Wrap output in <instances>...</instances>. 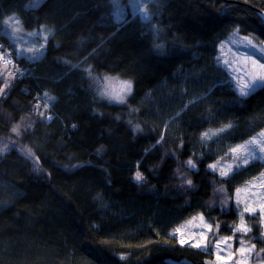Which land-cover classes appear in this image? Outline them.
Wrapping results in <instances>:
<instances>
[{
	"label": "trees",
	"instance_id": "trees-1",
	"mask_svg": "<svg viewBox=\"0 0 264 264\" xmlns=\"http://www.w3.org/2000/svg\"><path fill=\"white\" fill-rule=\"evenodd\" d=\"M29 1L0 0V21L52 30L39 59L18 57L27 77L0 76V264H204L171 233L201 213L233 235L234 190L257 170H208L200 133L230 124L236 143L264 128V87L240 97L215 63L234 28L264 41V0H155L148 21L127 4L115 19L114 0ZM105 75L131 82L127 103L96 94ZM246 222L262 251L259 214Z\"/></svg>",
	"mask_w": 264,
	"mask_h": 264
},
{
	"label": "rangeland",
	"instance_id": "rangeland-1",
	"mask_svg": "<svg viewBox=\"0 0 264 264\" xmlns=\"http://www.w3.org/2000/svg\"><path fill=\"white\" fill-rule=\"evenodd\" d=\"M114 1L112 2L115 7V13H114L115 19L117 20L122 19L123 13L126 11V8L123 7V5H126V4L127 6L129 5V7L131 8L133 12V8L131 7V0H124L123 1L124 4L121 3L122 0H114ZM146 1L147 0H140L142 6L145 3H147ZM40 2L41 0H31L26 4V7H35ZM144 10L146 11V9ZM135 15H138L141 17V15L139 14H135ZM5 21H8V23L5 24L4 23ZM16 28H19V31H15ZM1 30L3 34L7 36L11 40V42H13L16 45L17 52L23 53V55L21 56L30 61L36 60L35 57L37 56L40 57L43 54L45 46H46V42L48 38L52 35V30L47 26H41L39 28H33V29L24 28L21 25L17 16H9L3 19L1 21ZM30 33H35L36 35H30ZM229 37L230 38H228L226 41L230 42V44L238 48L245 47L244 45L239 46V43H237L239 35L236 32L234 34H231ZM249 38L251 37L249 36ZM251 39L253 40V43L256 45V48L255 49L252 47H247V48L251 52H254V54L251 52H250L251 54H249V52L243 48V50L237 51V56H233L232 53L231 55H228V53H226V50L223 51L224 48H226V46H222L221 54H220L221 61L227 60L229 62V64L226 66L228 71H231V69L235 68L236 66L238 67L235 69H239L241 66H243L247 68L248 71H252V66L250 62L246 60V54L250 55L253 59L259 58L260 59L259 61L261 63H264V44L258 43L253 38ZM41 45H43V47H41ZM29 48L33 49V51L28 52L27 49ZM0 76H4L6 79H12L11 69L8 66H0ZM125 81H129V80L120 78L115 75H105V76H102L101 78H94L92 81V85H93L94 91L100 98L108 102H111V103L123 104V103L117 102L116 100L109 99L108 96H102L100 95V93L105 92V91H108V92L118 91L121 84ZM128 96L129 95L125 97L124 103H127L126 101L128 99ZM218 129L220 128L209 129L204 132H209V131L216 132ZM261 132H264V130H262ZM222 133L223 132H220L217 135L212 136L210 139L202 140V141L205 143L209 151L216 154V156L218 157L217 160H221V158L223 157V159L221 160V164L224 165V164L233 162L230 154L227 156L225 155L226 153H229V149L232 147H235L236 145L243 144L244 142L237 143V144H227L223 142L221 138ZM258 134H256L253 137H258ZM254 161L264 164V160H260V159L251 160L250 162H254ZM244 166H241V167H244ZM262 173H264V171ZM238 188L241 189L239 193V199L241 201V204L239 207H237L236 204L234 203V208L238 212L237 225H239L240 213L243 211V208L245 206L254 207L257 209V213L260 214V219H261L260 221L262 224V230L264 234V216H261V213L259 212V208L261 207L262 204H264V195H262V193H264V177H262L260 174L258 177L247 181L244 185L239 186ZM235 193H236V190H235ZM253 193H255L254 196L252 195ZM234 199H235V196H234ZM246 214L247 213L244 214V221H245ZM200 215L201 214L199 213L195 214L189 217L188 219H185L184 221H182L180 224H178L175 227V229L181 228V233L179 234L175 233V229L172 231V233L178 238V240L179 239L191 240L193 238L194 233L197 234L196 238L197 239L199 238L198 236L199 231L204 230L203 225H200V221H199ZM193 217H197V219L195 221H192L191 224H189L188 222L191 221ZM204 221L205 223L211 224L210 221H208L205 218H204ZM197 225H199V227H197ZM245 225L249 227L246 221H245ZM216 227L217 226L214 224V227L212 226L211 232L207 233V240L205 241V243L207 244V248H204V247L199 248V249L206 251L207 253L211 255L209 258L205 260V264H264V260L261 259L262 251L260 249H257L255 247V249L250 254L247 251H245L243 255H241V253L238 251V249L241 247L239 243L241 239L246 241V244H245L246 248L251 247L253 243L252 241L245 239L244 234L240 232H236L238 235H235V236L218 235L217 233L218 228ZM234 229H235V226L233 227V230ZM249 233L250 232H248L247 234ZM225 238H230L227 240V244L221 243V247L219 249L214 247L217 241H224ZM217 255L221 257L220 260L216 259Z\"/></svg>",
	"mask_w": 264,
	"mask_h": 264
},
{
	"label": "snow or ice",
	"instance_id": "snow-or-ice-1",
	"mask_svg": "<svg viewBox=\"0 0 264 264\" xmlns=\"http://www.w3.org/2000/svg\"><path fill=\"white\" fill-rule=\"evenodd\" d=\"M131 7L133 8V14H139L141 17L145 20L149 19V14L144 10V7L142 6L140 0H131ZM5 24L8 23V21L4 22ZM15 31H19V28H16ZM7 34V33H6ZM30 35H36L35 33H30ZM46 39V38H45ZM244 40V46L245 47H252L256 48V45L253 43V40L247 36L243 37ZM43 47V45H41ZM28 52H32L33 49L29 48L27 49ZM39 51V50H37ZM17 55H23V53L18 52ZM36 59H39V57H35ZM246 60H248L252 66V71H248L247 68L241 66L239 69H231L229 72V77L230 79L233 80V87L234 91L237 92L238 96L240 97H247L250 95L253 91H255L259 87H264V63H261L259 60L253 59L250 55L246 54ZM217 62L227 66L229 62L227 60L221 61V57H217ZM0 91H3L0 89ZM132 92V84L130 81H125L121 84L120 88L118 91H113V92H102L100 95L102 96H108L109 99L111 100H116L119 103H124L125 97L127 95H130ZM47 96V94H45ZM51 119V117H49ZM75 127V126H73ZM231 125H226L224 128L218 129L216 132H204L201 134V139L202 140H207L210 139L212 136L217 135L220 132H225L227 131L228 128H230ZM134 131H139L140 127L137 124L135 128L133 129ZM13 131H17L16 129H13ZM2 151V150H0ZM231 155L232 157V163L228 164H221V160H217L215 163H211L207 165V169L212 171L213 173H218L220 177L224 178L229 176L233 171H234V166L236 169H238L241 166L247 165L251 160H264V132H260L258 134V137H253L252 139L245 141L243 144L236 145L235 147H232L229 149V153H226L225 155ZM31 155V153H29ZM187 166L192 169L196 170V164L193 162L192 159H189L187 162ZM261 176L264 177V173H261ZM134 181L137 183H140L141 181L144 180V177L142 174L137 171L133 177ZM186 179V183L188 186H192V181L191 179ZM218 191L223 192L224 189L220 188ZM241 189H236L235 193V199L234 203L236 204L237 207L240 206L241 201L239 199V193ZM253 196L255 193L252 194ZM264 195V193H262ZM225 204L227 201L224 202ZM259 212L261 213V216H264V204L261 205L259 208ZM247 213L248 215L254 216L257 213V209L254 207L250 206H245L243 208V211L240 213V222L239 225L235 226L233 236H235L236 232H240L244 235H246L248 232L251 231V228L245 225L244 221V214ZM197 217H193L191 221L188 223L191 224L192 221H195ZM199 221L200 225H203V229L199 231L198 236L199 238L197 239L196 236L197 234H193V238L191 240H186V239H179V243L183 246L184 244H189L192 247L196 248H207V244L205 241L207 240V233L211 232L212 230V225L205 223L204 221V216L201 214L199 216ZM183 227V226H181ZM199 227V225H197ZM219 226L217 225V228ZM206 230V231H205ZM175 233L179 234L181 233V228L175 229ZM230 238H225L224 241H217L214 245L215 248L219 249L221 247V243L227 244V240ZM241 247L238 249V251L243 255L245 251H247L249 254L255 249V244H252L251 247L246 248L245 244L246 241L240 240L239 241ZM264 251V249H262ZM217 260H220L221 257L219 255L216 256Z\"/></svg>",
	"mask_w": 264,
	"mask_h": 264
},
{
	"label": "bare ground",
	"instance_id": "bare-ground-1",
	"mask_svg": "<svg viewBox=\"0 0 264 264\" xmlns=\"http://www.w3.org/2000/svg\"><path fill=\"white\" fill-rule=\"evenodd\" d=\"M157 1V0H156ZM223 1H225L226 3H233V2H235V1H232V0H223ZM147 3H145L143 6H144V9H146V11L148 12V10H147V5L149 4V3H154L155 2V0H147L146 1ZM162 3L160 2V3H157V6H156V9H161L162 8ZM253 10L257 13V16L259 17V19L261 20V22H263V24H264V19L261 17V15H260V12H263L264 13V10H262V9H259V8H256V7H253ZM128 11H129V13H130V15H131V17H134V16H138V15H134L133 14V12H132V10H131V8L129 7V5H128ZM149 14V13H148ZM142 21H148L149 19H147V20H144V19H142L140 16H138ZM237 33L238 35H239V37H238V41H237V43H239V46H242V45H244L243 43V37H245V36H247V37H251V38H253L255 41H257L258 43H263L264 44V41L263 40H260L259 38H257V37H255L254 35H251V34H243V33H241L240 32V30H239V28H234L227 36H225L222 40H220L218 43H217V46H216V55H215V63L219 66V67H221L223 70H224V72L226 73V75L228 76L227 77V79H226V81L225 82H227L230 86H231V88L234 90V87H233V81H232V79H230V77H229V72L230 71H228V69H227V67L226 66H224V65H222V64H220V63H218L217 62V57L219 56V57H221L220 56V54H221V49H222V46H226V48H224V50L223 51H225L226 50V53H228V55H231V53H232V55L233 56H237V51L239 50V51H241V50H243V48L244 49H246L248 52H249V54H251V53H253L254 54V52H251L247 47H240V48H238V47H235L234 45H232V44H230V42H227L226 40L228 39V38H230L229 36L231 35V34H234V33ZM5 38H7V39H5ZM232 38V37H231ZM0 39H1V41L5 44V46L6 47H8L9 49H10V52H11V55H12V57L14 58V60H15V62L18 64V65H20L21 67H23L24 69H25V71H26V74L23 76V77H21V78H16L15 77V75L13 74V71H12V67L10 66V65H6V64H1L0 63V66H8L10 69H11V75H12V79H15V80H22V79H24L25 77H27L28 75H29V72H28V69H27V67H25V65L24 64H22V62H20L19 60H18V57H20L21 55H17V49H16V45L13 43V42H11V40L7 37V36H5L4 34H3V32H2V30H1V21H0ZM10 44H13L14 45V49H13V47L12 46H10ZM251 52V53H250ZM254 59H256V60H260L259 58H254ZM233 66V65H232ZM235 66H236V64H235ZM238 66H236L235 68H237ZM260 88V87H259ZM258 89V88H257ZM235 93L237 94V92L235 91ZM238 95V94H237ZM36 101V104L37 105H44L46 108H50V103L49 102H47L46 100H44V99H42V98H37V100H35ZM48 117H50V114L48 115ZM229 125V124H228ZM226 125H222V126H219V127H211V128H208V129H206V130H209V129H216V128H222V127H225ZM231 128V127H230ZM230 128H228L227 129V131L230 129ZM206 130H204V131H206ZM262 130H264V128L263 129H261L260 131H258V132H256L255 134H253V135H251L249 138H247V139H245V140H242V141H239V142H236V143H229V142H225V140H224V135L226 134V132L227 131H225V132H223L222 133V135H221V138H222V140H223V142H225V143H227V144H237V143H241V142H245V141H247V140H249L250 138H252L253 136H255L256 134H258L259 132H261ZM204 131H202L201 133H200V138H201V134L204 132ZM202 140V139H201ZM203 142V141H202ZM203 144H204V146H205V148H206V150L208 151V152H210L211 154H213L214 156H215V159L212 161V162H210L209 164H211V163H214V162H216L217 161V156H216V154H214V153H212L211 151H209L208 149H207V147H206V145H205V143L203 142ZM251 165H254V167H255V169L257 170V172H256V174L254 175V176H252V177H250V178H248L247 180H245L241 185H238L236 188H238L239 186H242V185H244L247 181H249V180H252V179H254V178H256V177H258L263 171H264V164H262V163H259V162H249L246 166H244V167H239L238 169H236V168H234V171L229 175V176H231L235 171H240V170H242V169H244V168H247L248 166H251ZM218 176H219V174L218 173H216ZM229 176H227V177H229ZM220 177V176H219ZM236 188H235V190H236ZM235 190H234V194H233V201H234V196H235ZM233 208H234V202H233ZM234 210H235V208H234ZM236 211V210H235ZM236 213H237V219H236V223L234 224V226H236L237 225V223H238V212L236 211ZM196 214H198V213H196ZM199 214H201V213H199ZM259 214V213H258ZM195 215V214H194ZM248 214H246L245 215V221H246V216H247ZM193 216V215H192ZM191 217V216H190ZM259 217H260V214H259ZM189 218V217H188ZM188 218H186V219H188ZM205 218V217H204ZM206 219V218H205ZM185 220V219H184ZM184 220H182V221H184ZM208 220V219H207ZM261 220V219H260ZM181 221V222H182ZM208 221H210V220H208ZM180 222V223H181ZM179 223V224H180ZM210 223L212 224V226L214 227V224L217 226V224L216 223H213V222H211L210 221ZM247 223V222H246ZM248 224V223H247ZM260 224H261V221H260ZM178 225V224H177ZM176 225V226H177ZM249 225V224H248ZM175 226V227H176ZM233 226V227H234ZM249 227L251 228V226L249 225ZM217 228V227H216ZM261 228H262V224H261ZM175 229V228H174ZM173 229V230H174ZM172 230V231H173ZM233 230V229H232ZM217 231H218V229H217ZM233 232H234V230H233ZM262 232V235H264L263 234V230L261 231ZM218 233V232H217ZM172 235H174L173 233H171ZM218 235H222V234H218ZM235 235H238L237 233L235 234ZM248 234H246L245 236H247ZM175 236V235H174ZM223 236H228V235H223ZM176 237V236H175ZM177 238V237H176ZM178 239V238H177ZM179 241V240H178ZM251 241V240H250ZM253 243L252 244H255V242L254 241H252ZM180 244V243H179ZM181 245V244H180ZM184 245H188V244H184ZM188 246H190V245H188ZM192 247V246H191ZM256 247V246H255ZM194 248H196V247H194ZM199 249V248H198ZM200 250H202V249H200ZM202 251H204V250H202ZM204 252H206V251H204ZM207 253V252H206ZM207 255H208V257L207 258H209L211 255L209 254V253H207ZM207 258H205V260L207 259ZM262 259V258H261ZM205 260H204V264H205ZM263 260V259H262Z\"/></svg>",
	"mask_w": 264,
	"mask_h": 264
},
{
	"label": "built area",
	"instance_id": "built-area-1",
	"mask_svg": "<svg viewBox=\"0 0 264 264\" xmlns=\"http://www.w3.org/2000/svg\"><path fill=\"white\" fill-rule=\"evenodd\" d=\"M0 63L10 65L16 78H21L26 74L23 67L18 65L11 55L10 49L0 39Z\"/></svg>",
	"mask_w": 264,
	"mask_h": 264
},
{
	"label": "water",
	"instance_id": "water-1",
	"mask_svg": "<svg viewBox=\"0 0 264 264\" xmlns=\"http://www.w3.org/2000/svg\"><path fill=\"white\" fill-rule=\"evenodd\" d=\"M261 17L264 19V13L260 12Z\"/></svg>",
	"mask_w": 264,
	"mask_h": 264
}]
</instances>
